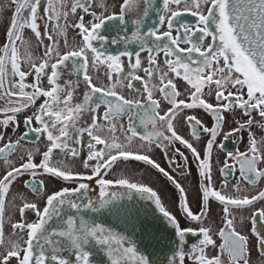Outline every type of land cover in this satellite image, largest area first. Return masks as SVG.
Segmentation results:
<instances>
[{"label": "snow or ice", "instance_id": "6c2138e0", "mask_svg": "<svg viewBox=\"0 0 264 264\" xmlns=\"http://www.w3.org/2000/svg\"><path fill=\"white\" fill-rule=\"evenodd\" d=\"M42 2L45 5L44 12L47 14L40 12ZM139 2L140 0H122L119 13L113 12L109 15L98 16L95 12H91L93 20L88 25H85L84 17L80 16L79 22L73 25L79 30L81 37L79 47L69 48L64 54L57 51L55 62H51L52 48L46 47L45 58L38 64L28 54L25 59L31 71H22L17 42L19 41L20 45L27 43L22 35L24 28L31 29L40 40L42 33L38 20L45 21L44 27H47L48 21L55 20L57 22L55 29L60 31L59 21L62 16L66 20L69 13L58 10L54 0H12L15 9L6 31L7 42L0 48V53H2L0 55V99L7 97L6 105L0 108V113L11 114L0 120V125L7 128L12 123L18 127L16 115L35 105L40 97L45 99L32 115L25 117L24 135L14 144L9 142L0 147V158L7 160V154L13 151L21 140L26 139L29 133L34 132L38 136L46 137L48 146L47 150L42 153L43 159L40 163L33 162V152L28 151L27 162H22L18 167L12 166L0 178V245L4 243L2 221L5 196L18 177L28 174L32 179L27 181L25 186L37 194L44 187L43 180L35 179L40 170L64 181H91L93 177H97L100 185V198L96 202L83 199L89 190V185L79 183L75 188L64 187L52 192L47 196L42 210L37 207L36 203L23 202L18 208L21 217H24L26 210H33L38 219L32 223L21 222L12 225L13 229L25 233L26 239L21 238L22 244L9 241L5 252L0 253V264H9L11 258H15L17 264H90V252L87 250L90 242H95L104 248L110 258V264H128L129 259L135 260L136 264H149L144 255L137 253L135 246H124L126 237L102 224L85 219L83 215H61V209L65 204L76 212L81 210L98 212L112 205L116 194L109 195L107 189L113 181L104 177L107 175V170L118 159L143 161L167 177L180 193L181 210L192 221L203 224V219L207 216L209 198L212 197L219 201L224 206L225 219L224 227L219 231V236L224 239V243L220 246L221 252L228 254L230 264H249V237L234 226V219L230 218V209L252 206L256 201L264 200V191H259L258 195L251 197L247 195L241 197L225 195L215 190L212 187V159L214 146L225 152V160L220 168L224 178L222 187H227L229 177L233 175L237 166L241 179L249 184L255 185L261 178H264V168L258 167L261 162H264V142H259L258 146V141L251 132H249L247 151L238 149L227 151L223 142L217 144V137L224 130L225 113L239 109L248 117H251L253 112H257L261 118H264V0H161L162 10L155 7L154 0H143L145 7L142 12H138ZM90 4L91 0H75L70 11L75 14L79 8L84 13H89ZM204 6H207L206 11ZM150 11L158 12V20L147 31H143L144 21ZM132 13H135L136 18L133 20L135 30L132 31L131 36L127 35L128 30L125 28V35L119 41L113 39L110 43L138 44L141 51H147L148 66L143 69L147 80L143 81L140 76L135 75L136 70L141 67L140 51H129L125 48L117 54H109L106 48L109 41L101 35V30L108 22L124 25L126 15ZM184 13L197 17V22L195 24L183 22ZM156 24H159L160 28L166 25V30L161 32ZM174 31L177 33L175 36ZM45 35L49 41L53 40L51 34L45 33ZM209 37L211 42L205 45L204 42ZM149 40H151V46H149ZM94 41H100L101 46H94ZM40 42L43 41L40 40ZM182 44L188 47H181ZM89 52L92 54L91 61L88 56ZM161 53L165 57L163 63L166 70L160 68L156 62ZM122 57L128 58L129 61L127 87L132 89L134 88L132 81H141L142 90L146 93L144 102L139 99L125 98L116 90L118 86L123 85V81L119 78L113 82V73L119 76L124 72ZM90 63L92 68L105 65L111 70L107 74L108 85L97 86L93 82V77L89 74ZM69 64L71 65L69 78L61 83L62 69L67 68ZM9 65L11 66L10 73L8 72ZM8 75L18 77L12 80L11 86L6 80ZM30 75L34 76L33 82L25 83ZM154 75L158 77L159 86L150 85ZM44 76L47 77V88L41 83ZM72 76L76 79H72ZM174 78H180L190 86L185 89L190 102L178 99L182 93L177 90ZM81 79L88 91L84 93L83 103L73 104L74 93L80 87ZM205 87L208 89L207 95L214 94L215 106L204 99ZM26 89H31V91H26ZM136 90L140 91V89ZM154 91H159L170 105L163 115L160 114V101L153 98ZM13 97L16 99L13 100ZM102 105L105 108L102 119L108 122L109 132L116 131L113 120L122 115L129 116L130 123L127 131L131 135L126 136L127 145L117 142L114 135L109 142L108 139L97 134L103 130L102 126L97 123L96 115ZM195 108L204 109L211 114L214 120L212 127H205L195 115L185 117L193 137L199 139L202 132L210 136L206 142L203 157L188 140L177 133L173 124V121L186 109ZM85 112L93 114L91 124L78 126ZM133 114L140 118L141 124L145 127L151 124L154 131L139 133L135 124L131 122ZM33 121L39 126L34 127ZM157 122L163 125L165 131L155 130ZM252 124L251 118L244 123L237 121V127L224 133V141L242 130L249 129ZM165 132L168 134L166 135ZM73 133L76 134L75 137ZM85 134L89 137V141L88 155L83 166L85 169L91 168V175L74 173L67 168L62 169L50 165L52 153L56 149L69 150L71 156H78L79 149L70 147L69 142L74 140L75 144L79 145L81 143L79 137ZM137 136L147 142L148 151L155 143L157 147L164 150L165 156L168 155V146L176 142L190 150L200 176L203 200L200 214H193L188 206L185 188L165 168L151 159L149 155L130 150L131 141ZM3 139V135H0V140ZM98 145H102L103 148L98 149ZM113 150L115 154H112ZM106 151L107 158H105ZM174 151L186 165L188 157L184 152L179 149H174ZM93 160L97 163L90 165L89 162ZM168 163L175 164L177 168L181 167L172 158L168 160ZM115 183L135 190L142 199L152 201L168 223L176 228L179 243L177 252L173 254L169 264H176L177 256L179 264H183L185 233L190 232L193 235L197 233L193 229L180 228L176 217L165 209L161 203V197L152 187L130 182L123 176ZM235 188L238 193L239 183L235 185ZM21 199L23 200L22 197ZM129 199H131L130 196ZM54 218H58L59 224L50 229L47 226ZM261 220H264V208L256 210L251 217V232L256 237V246L261 255H264V231L256 227ZM210 231L209 227L199 228V233L203 238L191 249L192 254L198 253L194 255L197 264H222L219 256L209 259L205 254V248L215 244ZM64 252L69 253L70 256L63 255ZM70 257H74V260Z\"/></svg>", "mask_w": 264, "mask_h": 264}, {"label": "flooded vegetation", "instance_id": "af4514ba", "mask_svg": "<svg viewBox=\"0 0 264 264\" xmlns=\"http://www.w3.org/2000/svg\"><path fill=\"white\" fill-rule=\"evenodd\" d=\"M57 9L61 12L68 11V17L65 20L63 16L59 21L61 25V30L57 31L55 29V20L48 21L47 27H44L45 21L38 20V23L41 25V38L43 42L37 39L31 29L24 28L23 30V39L27 42L24 45H20L19 41L17 46L19 49V54L21 58V70L22 71H31L29 63L25 59L26 55L30 54L33 58V61L37 64L45 58L44 53L45 49L52 48V60L55 62L56 52L59 51L60 54H64L69 48H77L81 44V37L79 35V30L73 25L79 22V17H84L85 25H88L93 17L91 12H95L98 16L101 14L109 15L113 12L119 13V5L122 3V0H91L89 13H84L82 9H77L75 14H72L70 8L75 0H54ZM155 7L159 10H162L161 0H154ZM145 5L143 0H140L138 4L137 11L142 12ZM175 7V6H173ZM204 6V10L206 11ZM45 5L42 2L40 12L41 14H47L44 12ZM15 5L12 3V0H0V48L7 42L6 41V31L10 25ZM27 15V13H25ZM136 18L135 13L126 15V24L120 25L115 22H108L104 29L101 30V35L104 36L109 43L106 45L107 52L109 54H117L120 51H123L125 48L129 51H140L141 67L136 70L135 75H138L143 80H147V77L143 71L144 68L148 66V53L147 51H141L140 45L130 44L124 45L122 42L116 44L110 43L111 40L116 39L120 40L125 35V28H127V35L131 36L132 31L135 30L133 20ZM158 20V12L150 11L149 16L144 21L143 31H147L153 26V23ZM182 21L189 24H195L197 22V17H193L189 13H184L182 16ZM156 27L160 28L159 24H156ZM214 27V26H213ZM166 30V25L163 28H160V31L163 32ZM45 33L51 34L53 37L52 41L47 39ZM177 33L174 31L173 35ZM53 41L55 43H53ZM211 42V38L205 40V45ZM94 46L100 47V41H94ZM149 46H151V40H149ZM181 47H188V45H181ZM2 55V53H0ZM89 60L92 59L91 52L88 53ZM122 66L124 72L119 76L113 73V82L118 78L123 81L122 86L117 87V92L120 95H124L125 98H134L139 99L141 102H144L146 98V93L142 90L141 81H132L134 88L130 89L127 87L129 78H127V73L130 71L128 58L122 57ZM165 57L163 53L157 57V64L160 68L166 70L164 65ZM222 63V62H221ZM11 66H8V72L10 73ZM71 71V65L67 68L62 69L63 75L61 78V83L64 80L69 78V72ZM111 71L107 69L105 65H98L97 68H92L91 63L89 66V74L93 77V82L97 86L108 85L109 81L107 80V74ZM50 72V69H49ZM172 74H170L171 76ZM76 79L75 76L71 77ZM18 77H11L8 75L6 77L7 83L11 86V82ZM34 76L30 75L27 77L25 83H32ZM174 82L177 84V90L182 93L178 99H185L187 102L188 95L185 93V89L190 87L185 81L180 78H174ZM42 85L47 88V77L44 76L41 81ZM151 84H156L159 86L158 77L154 75L153 79L150 81ZM214 87V86H213ZM136 89H140L137 91ZM26 91H31V89H26ZM88 89L84 85L82 79L80 87L74 93V98L72 103H83L84 93ZM234 91V90H233ZM205 96L204 99L216 105L214 94L209 96L207 95L208 89H204ZM227 94V92L225 93ZM153 98L157 99L161 103V115L164 114L170 105L163 99V96L159 91H154ZM247 97L245 96V99ZM16 97H13L15 100ZM44 97L37 99L35 105L24 110L21 113L16 115V123L18 127H15L14 124L10 123L7 128H4L0 125V135H3L4 139L0 140V147H3L5 144L11 142L15 143L22 135L25 133L24 119L26 116L32 115L33 112L39 107L44 101ZM7 102V97L0 99V108L4 107ZM105 108L102 105L100 109L97 110V123L102 126L99 134L102 138H106L111 142V137L114 135L117 138V142L128 144L126 136H130L131 133L127 131L128 125L130 123L128 115H122L121 117L112 121L116 125V131L114 133L108 131V122L102 119L103 112ZM11 113H0V120L5 119L7 115ZM92 113L85 112L82 114L78 126H88L91 124ZM143 115V113H141ZM189 115H195L205 127H212L214 120L210 113L206 112L204 109L195 108V109H186L181 113L175 121H173L174 127L177 130V133L181 135L184 139L188 140L189 143L193 145L201 153V157L204 155V149L206 146L207 140L210 136L207 133H201L200 138L196 139L191 133V128L187 124L185 117ZM249 118L253 120V124L249 129L242 130L240 133H237L232 138L227 141H224V133L231 131L233 128L237 127V121L240 123L246 122ZM135 124L136 129L139 133L143 134L146 131H154L151 124H147V127L141 124L140 118L133 114L131 120ZM264 118H261L257 112H253L251 117L246 116L241 110L236 109L232 112L225 113V125L224 130L217 137V144L223 142L227 151H247L248 147V138L249 132L259 142H264ZM33 126L38 127L33 121ZM158 131H165L163 125L160 122H157L156 129ZM167 135L168 133L165 132ZM75 137L76 134L73 133ZM81 143L79 145L75 144L74 140L70 141V147H75L79 149L78 156H71L69 150L61 151L56 149L53 151L51 156L50 165L57 166L60 168H67L74 173H80L83 175H91V168L85 169L83 166L84 161L87 159L88 149L87 144L89 137L85 134L83 137H79ZM144 145V147H141ZM48 142L46 137L38 136L36 133H29L26 139L21 140L20 144L15 147V149L7 154V160L0 158V178L12 166L18 167L22 162H27V152H33V162L40 163L43 159L42 153L47 150ZM98 149L103 148L102 145L97 146ZM151 150L148 151V145L146 141L140 139L139 136L134 137L131 141L130 150L133 152H138L139 154H147L151 159H154L161 167L165 168L174 179L185 188L186 195L188 197V206L193 214H200L201 209L203 208L202 200V191L200 189V176L199 170L197 168L196 161L193 159L192 153L184 145L176 142L174 145L168 146V155L165 156L164 150L156 146L153 143L150 146ZM174 149H179L181 152H184L185 156L188 157L187 163L175 153ZM115 154V150L113 153ZM107 151L105 158H107ZM172 158L175 159L176 163L181 167L177 168L175 164L170 165L168 160ZM225 160V152L219 150L214 146L213 151V169H212V187L215 190L221 191L222 194L232 195V196H244L247 195L251 197L252 195H258L259 191H264V178H261L255 185L249 184L247 181L242 180L240 177L239 168L234 170L233 175L229 177L227 187H222L223 185V176L220 172V168L223 166ZM10 162V163H9ZM97 161H90L89 164H95ZM232 163V161H229ZM258 167L264 168V162H261ZM121 176L128 178L130 182L140 183L146 186L152 187L154 191L161 197V203L171 215L176 217L178 224L181 229H193L197 234L193 235L190 232L185 233V244L183 246V251L185 253L183 258V264H197L192 254L191 249L194 244H197L200 239H202V234L199 233V228L201 226L209 227L211 229L210 235L215 241L214 245H209L205 248V254L209 259L219 256L222 264H230L228 254L226 252H221V245L224 243V239L219 236V231L224 227L225 219L223 212V205L217 201L215 198L210 197L207 216L203 219V224L190 220L185 213L181 210L179 201L180 193L176 189L175 185L167 179L162 173L153 168L151 165L145 164L143 161H136L134 159L124 160L118 159L110 169L107 170V175L104 177L106 179L112 180L113 184L107 189L108 194H116V199H114L113 204L109 205L105 209L98 212H108L109 221L112 218V212H122L123 208L130 207V212H152L151 219L149 224H144L142 222H137V219L130 226V234H122L120 228L115 224H105L104 226L111 229L113 232H116L124 237H126L124 246L132 247L135 246L137 253L139 255H144L149 264H169L170 259H172L173 254L177 252L178 248V235L175 227L170 225L167 219L159 212L155 204L147 199H142L141 195L135 190L127 189L125 186H121L115 183V181ZM32 178L25 174L22 177H18L16 181L9 188L8 194L5 196V210L3 214L2 221V231L4 243L0 245V253H4L6 248L9 246V241H17L22 244V239H26V234L20 232L18 229H13L12 225L15 223L27 222L32 223L37 221V216L33 210H26L24 217L22 218L18 208L22 206L23 202H33L37 204V207L41 210L46 204V198L48 195L52 194L54 191H58L64 187L69 189L75 188L79 183H87L89 185V190L83 199H91L93 202H96L100 196V185L97 182L98 178L93 177L91 181L89 180H79V181H64L59 177L52 176L48 173L40 170L38 176L35 178L37 181L43 180L44 187L41 192L34 193L31 188L26 187V182ZM239 183L240 191L237 193L235 185ZM79 195V194H77ZM129 196L131 199H129ZM23 198V200L21 199ZM76 199V197H73ZM264 208V200H258L252 206H245L241 208H231V217L234 219V226L238 231H241L242 234H246L249 237V264H264V255H261L258 247L256 246V237L252 234V221L251 217L253 213ZM76 212L74 209H71L65 204L61 209V215L67 216ZM80 212H92L88 210H81ZM150 215V214H149ZM55 225H48L47 227L52 229L58 226V218L53 219ZM147 220V219H146ZM148 221V220H147ZM256 227L261 231H264V220H261L257 223ZM87 250L90 252V264H110V258L108 257L106 251L102 246L97 245L95 242H90L87 246ZM63 255L70 256L69 253L64 252ZM74 260V257H70ZM127 259V258H126ZM9 264H17L15 258L9 260ZM128 264H136V261L133 259L128 260ZM176 264H179V258H176Z\"/></svg>", "mask_w": 264, "mask_h": 264}, {"label": "water", "instance_id": "95a60500", "mask_svg": "<svg viewBox=\"0 0 264 264\" xmlns=\"http://www.w3.org/2000/svg\"><path fill=\"white\" fill-rule=\"evenodd\" d=\"M112 218L109 221L108 212H74L69 215L80 216L83 215L85 219L89 221H95L98 224H115L120 228L122 234H130V226L134 223V215L136 212H112ZM140 214V213H137ZM145 214L152 216V212H145ZM49 225H55L54 220H52Z\"/></svg>", "mask_w": 264, "mask_h": 264}, {"label": "bare ground", "instance_id": "6f19581e", "mask_svg": "<svg viewBox=\"0 0 264 264\" xmlns=\"http://www.w3.org/2000/svg\"><path fill=\"white\" fill-rule=\"evenodd\" d=\"M130 210H131L130 207H125V208H123L122 212H130ZM137 213H140V214H137ZM136 219H137V222H142L144 224H149L150 223L149 220L151 219V216L145 214V212H136V214L134 215V219L133 220L135 221Z\"/></svg>", "mask_w": 264, "mask_h": 264}]
</instances>
